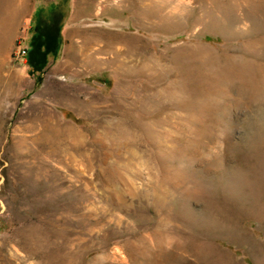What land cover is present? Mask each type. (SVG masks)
<instances>
[{"label":"rangeland","instance_id":"rangeland-1","mask_svg":"<svg viewBox=\"0 0 264 264\" xmlns=\"http://www.w3.org/2000/svg\"><path fill=\"white\" fill-rule=\"evenodd\" d=\"M264 0H0V264H253Z\"/></svg>","mask_w":264,"mask_h":264},{"label":"crops","instance_id":"crops-1","mask_svg":"<svg viewBox=\"0 0 264 264\" xmlns=\"http://www.w3.org/2000/svg\"><path fill=\"white\" fill-rule=\"evenodd\" d=\"M261 247L256 252L253 250V264H264V230L260 239Z\"/></svg>","mask_w":264,"mask_h":264}]
</instances>
